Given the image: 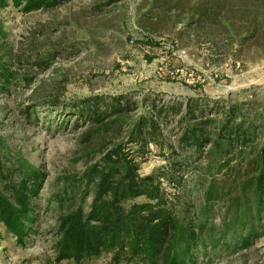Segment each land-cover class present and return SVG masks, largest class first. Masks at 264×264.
<instances>
[{"label": "rangeland", "instance_id": "obj_1", "mask_svg": "<svg viewBox=\"0 0 264 264\" xmlns=\"http://www.w3.org/2000/svg\"><path fill=\"white\" fill-rule=\"evenodd\" d=\"M0 23L7 32L3 51L19 74L32 78L31 85L0 94V137L48 173L26 245L0 224V264H74L55 259V197L66 176L77 177L85 166L88 126L77 125L72 112L84 99L202 98L217 101L221 111L243 99L244 117L257 115L258 139H264V0H67L29 13L9 5L0 7ZM169 120L168 138L176 143L178 129ZM182 154L172 158L185 177L180 199L198 210L195 167L204 156ZM166 165L152 146L140 172L159 173ZM163 187L170 195L180 190L166 181ZM195 264H264V237L248 249L205 248Z\"/></svg>", "mask_w": 264, "mask_h": 264}, {"label": "trees", "instance_id": "obj_2", "mask_svg": "<svg viewBox=\"0 0 264 264\" xmlns=\"http://www.w3.org/2000/svg\"><path fill=\"white\" fill-rule=\"evenodd\" d=\"M65 1L0 0V7L29 13ZM6 37L0 23V94L9 95L21 83L31 85L32 78L14 69L3 51ZM79 104L72 112L77 125L88 126L85 166L77 177L66 176L64 192L55 197L56 261L84 264L110 256L108 264H195L205 248L248 249L264 237V139H258L257 115L244 117L243 99L226 104L225 111L202 98L167 104L92 96ZM170 117L178 129L176 143L168 138ZM94 139L99 143L92 146ZM152 146L169 165L143 175L141 164ZM189 150L190 160L204 156L195 167L198 210L181 201L185 177L172 159ZM47 177L0 137V224L19 245L34 230L36 200ZM164 181L180 190L170 195Z\"/></svg>", "mask_w": 264, "mask_h": 264}]
</instances>
